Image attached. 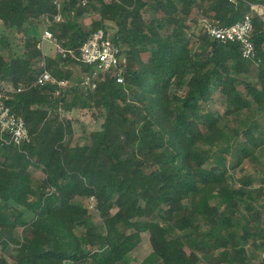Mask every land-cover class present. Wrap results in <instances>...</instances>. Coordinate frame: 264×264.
I'll use <instances>...</instances> for the list:
<instances>
[{"label":"trees","instance_id":"trees-1","mask_svg":"<svg viewBox=\"0 0 264 264\" xmlns=\"http://www.w3.org/2000/svg\"><path fill=\"white\" fill-rule=\"evenodd\" d=\"M252 5L264 0H62L56 23L51 0H0V94L28 131L21 147L0 141V264H131L140 232L151 252L139 264H262L264 205L254 206L249 181L233 187L226 164L239 135L256 148L263 130L264 24ZM196 7L222 26L252 14L255 60L201 27L190 32ZM39 25L75 55L94 31L110 32L124 54L123 83L45 56L28 35ZM13 30L23 35L20 54ZM76 66L88 85L72 82ZM42 70L66 87L36 85ZM215 94L221 115L209 107ZM74 111L100 128L73 139ZM240 155L259 159L246 147ZM76 186L101 224L77 211Z\"/></svg>","mask_w":264,"mask_h":264},{"label":"built area","instance_id":"built-area-1","mask_svg":"<svg viewBox=\"0 0 264 264\" xmlns=\"http://www.w3.org/2000/svg\"><path fill=\"white\" fill-rule=\"evenodd\" d=\"M56 8V14L53 20L56 23L62 22L60 13L62 0H51ZM82 4L86 0H81ZM235 3V0H230ZM251 10L259 16L264 24V5H252ZM252 14L246 15L241 21L230 26H222L218 21L202 19V31L212 40L220 41L221 43H236L239 45L241 57L244 60H255L256 52L251 41L252 32ZM46 24H49L48 19H45ZM42 39L50 41L55 47V53L60 57H71L78 64L87 66L94 71V77L97 73L103 75L110 74L115 78L117 84L123 83L121 76V65L125 62L122 48L112 40L110 32L103 29L94 31L90 37L84 42L79 50L78 55L70 49L61 48L55 41L52 33L44 28ZM89 77L82 75L81 84L88 85ZM56 84L58 88H64L67 81H56L46 70L36 78V85L45 86L47 84ZM95 86L92 84L91 88ZM22 89H18L17 92ZM9 100L8 95L0 94V141L3 144H11L16 147H21L28 140V131L22 118L11 112L6 105ZM93 202V199L90 198ZM264 229V226H263ZM260 260L264 264V248L260 253Z\"/></svg>","mask_w":264,"mask_h":264},{"label":"rangeland","instance_id":"rangeland-1","mask_svg":"<svg viewBox=\"0 0 264 264\" xmlns=\"http://www.w3.org/2000/svg\"><path fill=\"white\" fill-rule=\"evenodd\" d=\"M145 18L148 19L149 14H145ZM199 22L200 23H198V25L194 26V29H193L194 31H198L199 28L201 27L202 21L200 20ZM88 23L89 21L86 19L84 22V25L88 26ZM43 31H44V26L39 25L37 29L32 28L29 31L28 35L29 36L34 35L38 39H40V48L42 50V53L45 56L53 57L56 52L55 47L53 43H51L50 41H46L42 39ZM22 36L23 35L21 33H18L15 30H13L11 33L10 43H11V47H13L14 52L16 54L21 53L20 50L22 47ZM72 72H73L72 82L74 84L80 83L81 77H82L80 73V69L77 66L73 67ZM247 81L251 84L256 83L255 72H252V75L248 77ZM209 107H210V110L217 113L218 115H221L224 112V106H223V103L220 101V97L218 94H215L213 96V101L212 103L209 104ZM241 114L242 116L240 120L241 119L244 120V118H247L245 117V114L243 112ZM67 116H69L72 119V125H73V131H74L73 139L85 137L90 131L98 130L100 128L101 121L94 122L91 119L88 112L86 113L85 111H74L73 113ZM261 123H263L262 125L264 126V121H262ZM237 125H239V129L244 128L241 124H237ZM233 126L234 124H230V127H233ZM257 144H258V147L255 148L253 145L247 142L242 135H239V137L235 139L233 143V157L232 158L228 157L226 164H227V167L230 169L229 174H231V176L234 178L233 180L235 182V185H238L241 182V180H244V178H248V180L251 182V185L254 187L253 191L255 192V194L256 195L261 194L258 203H261L264 205V186L258 182V180L264 176V127H263V131L260 134V139L257 140ZM244 147L247 148L249 155L257 156V158H259L257 163H252V161H250L249 159L250 156L246 158L240 155L241 149ZM238 157L239 158L241 157V160H240L241 163L237 164ZM73 189L75 190L70 191V192L71 194L74 193L75 195V199L72 202L75 204L77 211L79 213L90 214L93 217L94 223L101 224L102 217L99 216V214H97V212L94 210L92 200L81 197L79 193L77 192L79 190L77 186L73 187ZM255 204L257 203L255 202ZM114 211H115V208L111 205L109 209V214H112ZM27 220H29V217H27ZM135 228L138 229L139 224L136 225ZM205 229H206L205 226H203L201 231H204ZM19 231L20 229H18V232ZM141 236H142L141 244L139 248L133 252V256L135 260L131 262V264H138L142 262L151 252V248L145 247L148 235L146 233H143Z\"/></svg>","mask_w":264,"mask_h":264},{"label":"crops","instance_id":"crops-1","mask_svg":"<svg viewBox=\"0 0 264 264\" xmlns=\"http://www.w3.org/2000/svg\"><path fill=\"white\" fill-rule=\"evenodd\" d=\"M207 5V1H205L204 3H203V7L204 6H206ZM201 17H202V15H201V13H200V11L198 10V8L196 7L194 10H193V12H192V15H191V17L187 20V25L189 26V31L190 32H197V31H194L193 29H194V26H196V25H198V23H200L199 21L200 20H202L201 19ZM88 21H89V23H90V19L88 18L87 19ZM85 22V21H84ZM89 23H88V25H89ZM192 30V31H191ZM56 56V53L54 54V56L53 57H55ZM241 116H242V114H241ZM247 117V116H246ZM245 119V118H244ZM246 121L249 123V121L250 120H247L246 119ZM262 121H264V120H261L260 121V125L262 126V128L264 127L262 124L263 123H261ZM261 131H263L262 129H261ZM228 173H230V172H228ZM231 175V174H230ZM232 177V176H231ZM232 179H234L233 177H232ZM245 179H247V180H245ZM247 181H249L248 180V178H244V180H241V182L238 184V185H235V182H234V180H233V187L235 188V189H237V188H239L244 182H247ZM258 182L260 183V184H262V183H264V176L261 178V179H259L258 180ZM263 186H264V184H262ZM262 186V187H263ZM247 189H249V190H251V191H253L254 189V187L251 185V182L249 181V185L246 187ZM256 195V194H255ZM257 195H259V198H260V196H261V194H257ZM254 197V196H253ZM255 204V203H254ZM263 204H261V203H257V204H255L254 206L255 207H258V206H262ZM223 207H219V213L220 212H223V215H224V217L225 216H227V214H226V211L225 210H223L222 209ZM263 210H264V208H263ZM225 213V214H224ZM244 213V212H243ZM245 214V216H248V214H246V213H244ZM143 233H145V232H140V236L143 234ZM147 235H148V233H146ZM141 240H142V236H141ZM259 239H257L255 242L256 243H259ZM148 243V244H147ZM140 244H141V242H140ZM140 244H139V246H140ZM139 246L134 250V251H136L138 248H139ZM150 245H149V242H148V236H147V242H146V245H145V247H147V248H150L149 247ZM246 249H247V251H249V252H251V251H253V247L250 245V242L248 243V245L246 246ZM133 251V252H134ZM133 252L131 253V258H132V261L131 262H133L134 260H135V258H134V256H133ZM150 254V253H149ZM148 254V255H149ZM201 256H203V255H201ZM258 261H259V258H258ZM143 262V261H142ZM141 263V262H140ZM139 264V263H138Z\"/></svg>","mask_w":264,"mask_h":264}]
</instances>
